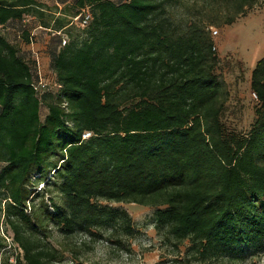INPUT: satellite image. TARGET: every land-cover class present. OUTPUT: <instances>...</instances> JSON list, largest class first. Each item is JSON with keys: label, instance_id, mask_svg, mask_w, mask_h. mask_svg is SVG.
Instances as JSON below:
<instances>
[{"label": "trees", "instance_id": "obj_1", "mask_svg": "<svg viewBox=\"0 0 264 264\" xmlns=\"http://www.w3.org/2000/svg\"><path fill=\"white\" fill-rule=\"evenodd\" d=\"M260 2L77 0L68 24L85 38L64 35L61 46L60 36L49 51L56 87L40 92L37 61L23 58L4 31L42 17L43 5L0 0V214L22 252L15 264L62 257L40 237L50 224L66 237L133 234L128 212L102 201L155 208L163 242L177 250L189 242L192 259L264 240V57L251 74L255 122L245 136L230 134L222 121L229 92L209 33ZM179 8L194 18L176 23ZM83 10L92 18L85 28L73 23ZM42 25L62 35L66 22ZM25 38L34 43L32 33ZM51 172L63 198L52 212L45 194L28 188L32 175Z\"/></svg>", "mask_w": 264, "mask_h": 264}, {"label": "rangeland", "instance_id": "obj_2", "mask_svg": "<svg viewBox=\"0 0 264 264\" xmlns=\"http://www.w3.org/2000/svg\"><path fill=\"white\" fill-rule=\"evenodd\" d=\"M76 1L39 0L43 5L42 17L30 16L25 22H12L8 30L4 31V36L18 48L23 58L37 61L40 78L48 85L49 90L56 87L55 75L50 68L49 51L59 49L60 36L65 39L68 36L70 41L77 44L85 38L83 30L68 24L69 15L76 11ZM187 13L189 12L182 8L175 10V22H180L181 18H194L187 16ZM57 19L66 22L62 35L54 30H46L42 25L46 22L53 28ZM212 27L218 31V35H213L212 29L209 30L220 59L216 72L229 92L222 121L230 134L245 136L255 122L256 109L259 107L258 99L251 89V74L257 62L264 57V2L247 10L233 24ZM27 32L34 35V43L31 45L26 42ZM46 113V107L42 106V119ZM58 185L51 172L42 180L36 174L32 175L28 188L39 192V196L44 193V202L52 212L54 205L63 204ZM40 200L39 197L35 198L33 204L36 209L40 206ZM101 204L126 210L132 218L133 234L127 235L116 230L114 236H110L106 231L93 229L91 233H77L66 237L56 226L47 225L40 229V237L49 241L62 254L58 261L51 264H264V240L257 246H245L240 250L227 251L224 255L220 253L209 260L192 259L186 256L189 242H185L179 250L163 242V236L155 230V208L104 201ZM0 244V263L15 264L22 252L14 243L13 235L6 228L1 214Z\"/></svg>", "mask_w": 264, "mask_h": 264}, {"label": "built area", "instance_id": "obj_3", "mask_svg": "<svg viewBox=\"0 0 264 264\" xmlns=\"http://www.w3.org/2000/svg\"><path fill=\"white\" fill-rule=\"evenodd\" d=\"M91 14L89 13L88 10H83L81 15L77 16L76 18L73 19V23L75 25H77L78 27L81 28H85L89 25L90 21H91ZM1 29V28H0ZM213 31V35H218V31L214 30V28H211ZM61 46H65L67 43V40L65 38L62 37L61 39ZM48 87V85L46 83L43 82V80L40 79V81L35 85V89L37 91H42L44 89H46ZM254 96L256 97V95L254 94ZM92 136V134L90 132H85L82 136L83 139H88Z\"/></svg>", "mask_w": 264, "mask_h": 264}]
</instances>
